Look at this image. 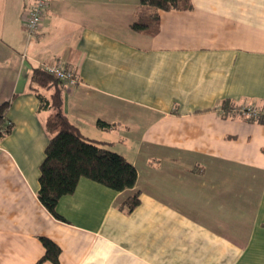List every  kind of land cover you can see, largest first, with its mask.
<instances>
[{"label":"crops","instance_id":"crops-1","mask_svg":"<svg viewBox=\"0 0 264 264\" xmlns=\"http://www.w3.org/2000/svg\"><path fill=\"white\" fill-rule=\"evenodd\" d=\"M31 1L0 0V264H56L41 236L57 264H264V122L237 112L264 108V0H52L29 39ZM58 61L79 80L63 91L70 121L138 170L124 191L82 177L57 205L65 220L38 197L54 113L39 94L55 87L33 70Z\"/></svg>","mask_w":264,"mask_h":264},{"label":"trees","instance_id":"trees-1","mask_svg":"<svg viewBox=\"0 0 264 264\" xmlns=\"http://www.w3.org/2000/svg\"><path fill=\"white\" fill-rule=\"evenodd\" d=\"M141 3L157 10H189L193 7L192 0H141ZM153 17L158 16L154 14ZM148 23L137 21L133 23V28L144 29L149 26ZM33 82L39 86L55 87L50 100H45L39 94L42 102L54 110L46 122L51 138L40 166L38 197L45 207L56 218L65 220L59 214L57 205L61 197L75 192L82 177L90 178L115 191L134 188L138 179L136 166L124 155L106 147L105 143L85 137L64 112L63 81L42 67H36L33 70ZM9 105V101L0 104V137L12 129L6 120ZM263 117L251 119L264 122ZM99 126L108 127L109 124L100 121ZM140 194V191H136L124 201L127 211L131 212L139 205ZM40 239L46 248L40 261L59 263L62 251L59 244L47 236H41Z\"/></svg>","mask_w":264,"mask_h":264},{"label":"built area","instance_id":"built-area-1","mask_svg":"<svg viewBox=\"0 0 264 264\" xmlns=\"http://www.w3.org/2000/svg\"><path fill=\"white\" fill-rule=\"evenodd\" d=\"M52 0H32L30 6L23 16V26L27 31L28 38L31 39L39 34L42 28L43 18ZM27 55L23 54L25 58ZM43 69L61 79L66 87H74L79 83L75 70L64 61L55 64H43ZM239 114L248 118L263 117L264 108L257 104L245 103L237 109Z\"/></svg>","mask_w":264,"mask_h":264},{"label":"rangeland","instance_id":"rangeland-1","mask_svg":"<svg viewBox=\"0 0 264 264\" xmlns=\"http://www.w3.org/2000/svg\"><path fill=\"white\" fill-rule=\"evenodd\" d=\"M142 11H143V10H142ZM109 136H110V137H112L111 135H109ZM110 137H109V138H110ZM122 147H123V146L121 145V143H118V146H117V148H119V149H121V150H122ZM114 151H117V150H115V149H114Z\"/></svg>","mask_w":264,"mask_h":264}]
</instances>
